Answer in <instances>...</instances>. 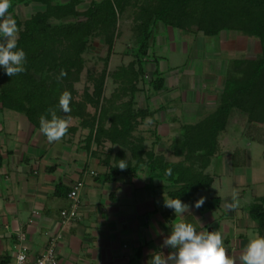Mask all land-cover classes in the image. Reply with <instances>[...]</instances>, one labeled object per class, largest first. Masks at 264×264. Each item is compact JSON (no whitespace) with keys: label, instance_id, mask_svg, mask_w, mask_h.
<instances>
[{"label":"trees","instance_id":"obj_1","mask_svg":"<svg viewBox=\"0 0 264 264\" xmlns=\"http://www.w3.org/2000/svg\"><path fill=\"white\" fill-rule=\"evenodd\" d=\"M28 1L38 3L43 10L25 21L15 20L19 33L14 50L26 53V70L10 77L0 66L2 109L23 115L39 130L41 116L51 119L49 108L55 109L59 118L70 116V122L77 125L70 126L68 133L88 131L87 150L95 145L99 151L93 154H102L99 159L106 168L104 181L114 182L120 176L138 177L145 172L149 178L147 190L164 192L170 199L179 198L195 206L199 195L211 191L215 183V177L207 170L220 153L219 137L226 132L233 111L246 116L248 130L264 126V0H93L86 9L82 8L84 0ZM14 6L12 3L7 14ZM126 20L131 21L137 43L123 54L132 60L111 71V57L122 36L121 23ZM161 25L197 37L238 32L255 41L258 51V57L234 59L226 68L213 113L196 123L180 122V132L168 146V153L175 160L166 157L165 151H156L162 142L157 112L140 108L136 102L141 92H165L159 68L164 57L152 50ZM98 40L107 48V55L100 57L104 68L94 73L87 69L85 55ZM149 63L156 65L150 79ZM62 70L67 75L61 78ZM84 77L85 86L79 92L77 85ZM109 80L115 88L107 96ZM64 91L72 96L69 114L58 107ZM147 120L151 128L141 130ZM147 138L151 148L146 145ZM106 144L111 147L107 149ZM119 160H126L125 170L116 167ZM1 162L0 157V166ZM168 169L171 175L167 174ZM220 204V197H212L200 208L214 213ZM246 214L254 223L258 238L264 237V196L246 206ZM164 217L172 223L176 219L174 210L169 209Z\"/></svg>","mask_w":264,"mask_h":264},{"label":"crops","instance_id":"obj_2","mask_svg":"<svg viewBox=\"0 0 264 264\" xmlns=\"http://www.w3.org/2000/svg\"><path fill=\"white\" fill-rule=\"evenodd\" d=\"M92 1L84 0L82 8H88ZM10 2L15 3V20L25 21L43 10V6L28 0ZM158 29L161 45L167 40L173 44V50L183 53V47L184 51L186 47L187 51L188 44L182 39L185 36L179 35V44H174L176 36L172 27L161 25ZM163 61L159 63L161 69L166 67L161 66ZM147 66L152 72L156 68L155 63ZM218 66L203 73L202 80L207 85L201 90L191 82L182 84L183 88L176 87L181 85L177 81L180 77L173 74L174 89L157 95L152 92L137 95V106L143 109L152 106L151 110L157 112L156 120L161 122L158 133L162 142L157 144V152L165 151L168 158L175 160L168 153V146L179 134L180 122L196 123L211 111L209 106H218L225 79L223 67ZM169 68L176 70L179 67ZM183 72L182 75L189 78L197 74L190 67H185ZM164 104L168 107L164 108ZM76 125L77 122H70V126ZM143 126L141 130L149 129ZM161 128H168L169 132L161 133ZM87 135L88 131L80 129L67 133L59 142L49 143L26 117L4 110L0 104V264H15L19 251L35 260L53 240L57 244L58 264H147L152 252L167 256L174 251L162 244L176 222H194L197 232H209L210 229L224 232L225 228L226 232L233 231L225 225L216 230L217 227H213L216 218L209 216L211 213L200 215L195 206H190L188 212L176 217L172 223L168 222L164 214L169 208L163 204L164 197H170L164 193L158 197L147 195L145 172L138 177L120 176L114 182L104 181L106 168L99 159L102 154L99 157L93 154L99 151L95 145L87 150ZM109 147L110 144H106V148ZM80 181L84 187L79 192L78 216L63 223L60 213L70 208L68 194ZM219 222L221 225L222 220ZM236 226L242 230L254 229L246 215L237 218ZM253 233V239L258 238L257 233ZM226 234L222 233L224 246L229 256L236 259L250 240L243 231L232 242Z\"/></svg>","mask_w":264,"mask_h":264},{"label":"rangeland","instance_id":"obj_3","mask_svg":"<svg viewBox=\"0 0 264 264\" xmlns=\"http://www.w3.org/2000/svg\"><path fill=\"white\" fill-rule=\"evenodd\" d=\"M55 1L62 2L60 0ZM14 9L15 7L13 8V10ZM13 13L14 11H11L9 14H11V17L14 19L15 16L13 15ZM130 25L131 21L129 20L123 21L121 23L122 36L119 40H117L115 45V53L113 54L114 59L110 62L111 71L114 70L117 66L128 64L132 60V57L123 55L127 49H132V46L137 43V41L133 38ZM174 31L177 40H175L174 44H179V35L182 37L185 36L186 38L182 39L185 40L188 44L187 51L186 47L185 51L183 47V53H180L179 50H173V44L167 42V40L164 41L165 44L161 45L159 39V36H161L159 34V29H157L155 47H153L152 49L156 51L157 55L164 57V61L161 62V66L166 67L164 69L160 68V71L163 73L162 77L164 78L165 82L163 89L165 91H167L168 89H174L172 84H174L176 80L174 79V77L172 78L173 74H176L178 78L180 77L177 81L181 85L176 87L183 88L184 85L191 82L194 84V87H196L197 90H201L207 85L202 80V75L206 70L212 71V69L215 68L216 65H219L218 67L222 66L223 71H225L226 68L229 69L230 65L233 64L234 59H250L253 57H258L256 42L251 41L252 39L238 32L226 31L213 38L204 36L202 34L198 35V37H195V35L187 34L182 31ZM164 35L167 36L166 33ZM106 55L107 48L101 41H96L93 44L90 53L85 55L87 59V69L93 71L94 73L100 72L105 65L101 58H105ZM115 55H117V57ZM169 67L179 68L176 70L171 69V71H169ZM185 67H190L194 71L196 70L197 74L190 77L191 79L189 77H184L182 73L185 74L183 72ZM199 72H201V74ZM152 73L153 72L151 70H148L147 66L148 79H150ZM84 86L85 77L83 78V82L77 85L79 92L83 91ZM114 88V84L111 80H109L107 83V96L111 95ZM153 95L157 94L153 93ZM147 96H149V94ZM163 107L167 108L168 106L164 104ZM209 108L211 109V111H207L206 116L213 113L217 106H209ZM151 109L153 110L152 106ZM174 109H176V107H174ZM173 113L176 114V112ZM202 119L203 118H200V120ZM148 123L149 122H146L144 124V129H148L149 127L151 128ZM248 129L249 128L246 116L242 115L238 111H233V114L229 119L226 132L221 134L219 137L221 146L220 153L216 157H214L212 166L207 170L208 174L215 177V183L213 185L215 188L212 187L211 191H205L199 195V199L201 197H205V201L209 200L212 197H221L222 200L220 206L226 198V206H221L220 209H218L214 213L209 214V216L212 215L216 218L217 221L213 224V227H217L216 230L219 226L222 227L223 225L231 228V230L233 229L231 233L230 231H228L229 233L226 232V228L224 229V232H222L225 234L227 233L226 236L229 235L231 242L233 241V239H237L240 232L242 231L244 232V235L248 240L254 238L253 231L256 230L253 229L251 231L249 227L243 230L240 229L239 226H236L237 218L246 215L247 221L250 222V226L252 228V226H254V223L251 222V219L246 214V206L252 204L256 198L264 196V126L250 128V130ZM160 131L164 134H167V132H169L168 128H166V130L161 128ZM146 145L147 147L151 148L150 140L148 138L146 141ZM162 145L165 147L168 146L166 143H162ZM149 148L148 150H150ZM166 157H168V155H166ZM228 160L230 161V163L228 162ZM146 182H149L148 177ZM146 191V194H150L152 197H158L160 194L164 193H160L159 191V194H157L153 191V189ZM233 192L239 194L238 207L234 210H229L227 204L231 203ZM215 202L216 200H214V203ZM196 211L200 215L208 214L206 213V210L204 211L202 208L196 209ZM192 217L190 219H192L193 221ZM221 220L222 223L221 225H219V221ZM191 224L194 226V222ZM234 236L235 238H233Z\"/></svg>","mask_w":264,"mask_h":264},{"label":"clouds","instance_id":"obj_4","mask_svg":"<svg viewBox=\"0 0 264 264\" xmlns=\"http://www.w3.org/2000/svg\"><path fill=\"white\" fill-rule=\"evenodd\" d=\"M10 7V0H0V66H3L8 76L14 77L26 70V53L22 49L14 50L17 47L16 37L19 30L15 20L7 15ZM66 75V71L62 70L61 78ZM71 100L72 96L68 91L60 95L58 107L63 113L71 112ZM48 113L51 119L40 117V131L49 143L59 142L68 133L70 116L59 118L53 108H49ZM116 167L125 170L128 167L126 160H119ZM166 171L171 175V169ZM238 197V193H232L231 203L227 204L229 210L238 207ZM205 199H198L195 207H202ZM163 206L174 210L176 217L183 216L190 207L179 198L166 197ZM221 206H224V203ZM162 247H169L174 251L167 256L162 252H152L147 264H264V237L251 239L239 256L233 259L224 246L221 230L197 232L191 223H174L171 226V234L164 238Z\"/></svg>","mask_w":264,"mask_h":264},{"label":"built area","instance_id":"obj_5","mask_svg":"<svg viewBox=\"0 0 264 264\" xmlns=\"http://www.w3.org/2000/svg\"><path fill=\"white\" fill-rule=\"evenodd\" d=\"M84 187L83 182H77L71 192L68 194V198L71 201V206L67 210L61 211V219L63 223L71 220H75L78 216L79 209V192ZM21 240H25V236H21ZM56 241L53 240L46 248L44 253L37 259L31 260L24 251H19L15 257V264H58ZM23 257V259H20Z\"/></svg>","mask_w":264,"mask_h":264},{"label":"water","instance_id":"obj_6","mask_svg":"<svg viewBox=\"0 0 264 264\" xmlns=\"http://www.w3.org/2000/svg\"><path fill=\"white\" fill-rule=\"evenodd\" d=\"M212 230L210 229L209 232H211Z\"/></svg>","mask_w":264,"mask_h":264}]
</instances>
